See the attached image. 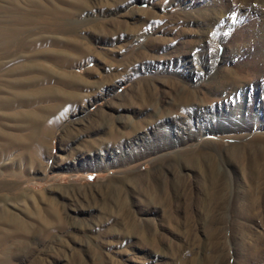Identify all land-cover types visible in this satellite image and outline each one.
Here are the masks:
<instances>
[{
    "label": "rangeland",
    "instance_id": "obj_1",
    "mask_svg": "<svg viewBox=\"0 0 264 264\" xmlns=\"http://www.w3.org/2000/svg\"><path fill=\"white\" fill-rule=\"evenodd\" d=\"M0 264H264V0H0Z\"/></svg>",
    "mask_w": 264,
    "mask_h": 264
},
{
    "label": "bare ground",
    "instance_id": "obj_2",
    "mask_svg": "<svg viewBox=\"0 0 264 264\" xmlns=\"http://www.w3.org/2000/svg\"><path fill=\"white\" fill-rule=\"evenodd\" d=\"M144 37V36H143ZM211 42V41H210ZM141 52V51H140ZM211 55H212V59L214 58V61H217L215 58V56H216V54L214 53V51H212V53H211ZM219 59V58H218ZM194 71V70H193ZM201 73V72H200ZM231 74V73H230ZM202 77H203V74L201 75ZM153 78V77H152ZM199 78H201V77H199ZM204 78H205V76H204ZM138 82V81H137ZM200 82V81H199ZM140 84V83H139ZM139 88V87H138ZM176 89V88H175ZM182 89V88H181ZM189 90H190V88H188ZM141 90V89H140ZM199 90V89H198ZM183 91H185V90H183ZM192 92V91H191ZM144 93V92H143ZM142 93V94H143ZM190 93V92H189ZM188 93V91L186 92H182V93H180L178 96H176V98H177V100H179L178 102H179V105H177V107H179L180 109H182L183 108V110H185L184 108H186L187 106V104L189 103L188 101H191V99H190V97H192V99H193V95L190 93L189 94ZM193 93V92H192ZM196 93V92H195ZM140 94V93H139ZM145 95V94H144ZM144 95H141L140 94V96H141V100H144L143 99V97L145 98V96ZM172 95V94H171ZM190 95H192V96H190ZM195 96V95H194ZM200 97V96H199ZM132 98V97H131ZM146 98H147V96H146ZM176 98H175V100H176ZM140 99V98H139ZM190 99V100H189ZM149 102V101H148ZM147 102V103H148ZM157 102V101H156ZM188 102V103H187ZM192 102V101H191ZM190 102V103H191ZM173 104H174V102H172ZM184 103H187L186 105L184 104ZM134 104V103H133ZM142 106H144V105H146V103L144 102V101H142ZM150 104H151V102H150ZM150 104H149V106H150ZM172 104V105H173ZM176 104H177V102H176ZM176 104L174 105L175 107H176ZM132 105V104H131ZM152 105H155V104H152ZM141 106V105H140ZM141 106V107H142ZM191 106V105H190ZM147 107H148V104H147ZM156 107V106H155ZM155 107H153V108H155ZM168 107H170V105L168 106ZM172 107V106H171ZM170 107V108H171ZM197 107V106H196ZM191 108H192V106H191ZM163 109H165V108H163ZM188 109V108H187ZM193 109V108H192ZM155 110V109H154ZM157 110V109H156ZM167 110H169V108L167 109ZM171 111H172V109H170ZM178 111V110H177ZM158 112V111H157ZM163 112V111H162ZM161 112V113H162ZM173 112V111H172ZM184 112V111H183ZM155 113V112H154ZM159 113V112H158ZM148 114H149V112H148ZM148 114H146L147 116H148ZM172 114V113H171ZM151 115H152V113H151ZM156 115V114H155ZM26 117V116H25ZM151 117V116H150ZM161 117V116H160ZM128 118H129V116H128ZM147 118V117H146ZM152 118H153V116H152ZM156 118V117H155ZM132 119V118H131ZM144 119V118H143ZM161 119V118H160ZM142 120V119H141ZM153 121H154V118L152 119ZM159 120V119H158ZM131 121V120H130ZM129 121V122H130ZM138 121V120H137ZM135 122V121H134ZM146 122V123H145ZM151 122V120H147V121H145V120H142V121H138V122H136L135 124H132V127H133V131H135V129H138V128H140V127H145V125H148V123H150ZM178 122V121H177ZM153 126V125H152ZM148 128V127H147ZM143 129V128H142ZM142 129H139L140 131L142 130ZM161 132V131H160ZM118 132H116V134H117ZM208 133V132H207ZM111 134H114V132H112ZM115 134V135H116ZM115 135H113L112 137L114 138V137H116ZM118 135H119V133H118ZM189 135V134H188ZM120 136V135H119ZM119 136H117V137H119ZM200 136V135H199ZM116 137V138H117ZM158 143V142H157ZM168 143V142H167ZM176 142H174V143H171V145H172V147H177V144H175ZM186 143V142H185ZM142 146V145H141ZM184 148V147H183ZM159 149V148H158ZM162 149V148H161ZM181 149H177V150H173V152H171V153H177L178 151H180ZM142 155V154H141ZM137 156H140V153L138 154L137 153ZM163 156V155H162ZM133 157H135V156H132L131 157V161L132 160H134L133 159Z\"/></svg>",
    "mask_w": 264,
    "mask_h": 264
}]
</instances>
